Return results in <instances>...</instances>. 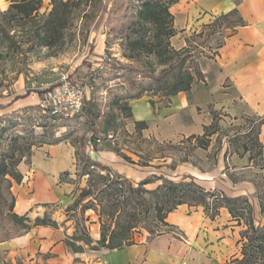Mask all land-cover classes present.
<instances>
[{"label": "rangeland", "instance_id": "1", "mask_svg": "<svg viewBox=\"0 0 264 264\" xmlns=\"http://www.w3.org/2000/svg\"><path fill=\"white\" fill-rule=\"evenodd\" d=\"M102 1L103 3L109 1V7L100 28L98 30L95 28V22L100 15L98 8H95L91 11L93 13L87 22L77 20L74 23L73 35L68 36V41L60 50L43 47L30 49L31 44L28 41L30 27H18L19 23L15 20H10V25L6 24V26L8 25L9 35L13 39L9 41L6 37L0 35V106L7 105L5 110L0 109V116L16 112L23 117V121L14 131L35 132L38 136L45 133L48 137H61L63 140L58 144H44L43 146L60 147L64 145L71 147L75 153L78 152L80 158L90 157L92 160H98L103 165L113 169V174H120L128 179V181L123 180L125 190H128L129 181L133 187H138L144 180L157 177H165L176 182L189 181V177H192L207 191H222L230 197L247 196L256 208V220L264 223L256 199L258 192H264V157L263 155L262 157L257 155L258 149L254 145V141L257 142V140L264 145V124L261 125L259 118L255 116L246 115L232 118L223 112L216 111L219 135L212 137L208 151H193V145L184 141V139L176 142H161L154 137L148 138L143 135L146 140H142L131 136L135 134L137 125L135 126V132H131L132 126H129V120L122 115L125 111L122 110L121 112L119 107L115 105L117 101H119L121 107L127 104L125 99H122L127 92V86L119 80L113 79L114 67L117 66L118 62H130L125 57L123 40L116 37V30L133 19L142 5V1ZM187 1L190 2V0H184L183 2ZM51 7V3L48 8L43 3L40 14H48ZM235 20L236 17H232L227 24L231 26V23ZM176 30L178 39L173 42L177 43L183 38V31L186 29L176 28ZM201 30L194 32L191 30L187 39L201 32ZM209 33L207 31L202 38H196L195 36L193 40L197 43L205 41V51L211 53L209 47L215 48L226 34L222 30L221 33L207 39ZM95 39L96 46L93 48ZM173 42L171 41L172 46ZM86 58L90 59L92 63L90 70L86 67L80 68ZM155 67L157 70L161 69L158 64H155ZM62 75H68L72 82L84 88V101L85 99H94L99 103L103 112L116 116V131L109 132V134H100L97 152L93 150V146L89 141L92 136L90 127L83 117L78 116L80 112L72 114L70 111H65L60 113L61 116L59 117H46L42 110L41 102L44 96L59 82ZM94 76L97 78L92 81ZM146 95L154 96L150 93ZM2 124V126L5 125V123ZM218 136L219 139H217ZM234 140V145L230 147V142ZM244 144L248 145L251 152H244ZM39 146L32 149V156L33 153L37 154V151L39 152ZM116 150L129 156L135 164L126 163L123 156L117 155ZM100 152L107 158L99 155ZM110 154H116L119 157V160H121L119 166L108 160ZM186 155H189L190 162L182 163L181 160ZM98 156L100 159H98ZM83 163L82 160H77L75 156L73 169L61 173L52 185L53 188L55 187L52 191V197L60 198V200L46 204L34 202L35 204L28 210L29 207H24V204L33 194L31 184L34 169L32 157L24 158L18 166L19 171L24 176L23 182L20 185L15 183L13 185V193L17 201L20 200V204L23 203L24 208L22 206L17 207L16 203L15 212L19 215H27L30 218V228H35L34 223L37 218H44L45 216L50 222H56L57 226L54 228H61L65 233H70V236H67V242L73 240V244L81 248V252L101 251L105 249V246L100 242L104 231L110 234L114 225L109 229L110 222H106L105 228L95 210L90 209L85 214H81L82 206L91 200L94 194L85 199L76 210L69 211L72 207L74 209L75 202L89 183V176H83ZM59 165L58 163L56 167ZM66 184H69L68 188L71 191L65 189V192L56 195L57 190L62 189ZM159 184H161L160 181L154 180L145 188L154 190ZM21 190L26 191L28 194L25 203L24 200H21L23 197ZM93 192H96V190ZM42 197L47 199L48 196L43 194ZM182 207L187 213H190L189 215L200 213L207 221L218 222V227L230 228L234 226L239 233L243 229L236 226V222L232 221L230 214H221L222 210L226 212L225 208H222L219 215L211 220L208 211L203 206L184 204ZM103 220L106 221L107 217H104ZM142 226L145 225L142 224ZM6 228L10 232V238L6 241L22 235L26 231L13 227L8 223ZM151 231L149 228L138 227L131 237L135 242L149 240L152 236ZM175 231L179 234L177 229ZM3 237V231L0 228V239Z\"/></svg>", "mask_w": 264, "mask_h": 264}, {"label": "trees", "instance_id": "2", "mask_svg": "<svg viewBox=\"0 0 264 264\" xmlns=\"http://www.w3.org/2000/svg\"><path fill=\"white\" fill-rule=\"evenodd\" d=\"M141 1L142 5L133 19L116 30V37L123 40L125 57L130 61L129 63L118 62L114 67L113 77L127 86V92L122 98L127 104L121 107L119 101L115 102L121 112L125 111L122 113L125 119L132 117V108L128 102L140 99L149 93L166 98L181 92L190 93L193 84L203 80L198 60L203 56L216 57L224 44L226 35L215 48L209 47L211 53L205 51V41L197 43L193 37L202 38L209 31L208 39L221 33L222 30L225 32L226 29H233L244 24L238 11L233 10L203 25L201 32L187 39V46L178 50L171 43V39L177 35V30L175 17L170 9L181 0ZM42 4L43 0H12L11 5L1 17L0 35L12 41L13 38L9 35L7 26L11 24L10 20H15L19 23L18 27H30L28 31L30 49L43 47L60 50L68 41V36L73 35L72 30L77 20L87 22L93 13L91 11L98 8L100 15L95 22V28L98 30L105 20L109 7V1L103 3L102 0H51V10L48 14L41 15ZM232 17H236V20L230 26L227 23ZM93 45L95 48L96 39ZM155 64H158L161 69L157 70ZM81 67L90 70L92 68L90 59H84ZM96 78V76L92 77V81ZM6 107L7 105H1L0 109L5 110ZM42 110L46 117L61 116V114H54L50 109L42 108ZM211 114L213 123L205 127L203 135H193L184 139L193 145V151L197 149L208 151L212 137L219 135L216 111L211 110ZM78 116L83 117L90 127L92 136L89 141L96 152L100 134L116 131V116L103 112L94 99H85ZM258 118L263 125V117ZM21 121L23 117L16 112L0 116V228L4 236L0 242L10 238V232L6 228L7 223L24 231L32 229L29 227L30 218L15 212L17 199L13 193V185L14 183L20 185L24 179L18 166L24 158L32 157L34 147L58 144L63 140L61 137H48L45 133L38 136L35 132L14 131ZM2 123L5 125L2 126ZM136 125V132L131 136L146 140L142 134L147 127L145 122H137ZM233 142L235 140L230 142V147L234 145ZM254 145L258 149L257 155L262 157L264 145L258 140L254 141ZM243 148L245 153L251 152L247 144H244ZM115 152L118 156H123L126 163L135 164L129 156L121 154L118 150ZM75 156L77 160L84 162L83 176H89V183L75 202L74 209L72 207L69 211L76 210L85 199L94 194V197L87 201L88 204L82 206L81 214H85L90 209L95 210L105 228L106 222H110L109 229L114 225L110 234L104 231L100 241L105 249L114 250L133 245L135 241L131 235L138 227L152 230L151 239L173 231L171 225L166 222L168 215L179 206L188 204L203 206L211 220L219 215L222 208H226L232 221L236 222V226L243 228L238 240L239 256L233 262L264 264V223L256 220L255 207L247 196L230 197L222 191H207L192 177H189V181L178 182L157 177L144 180L138 187H133L129 181L128 190H125L123 180L128 181V179L120 174H113V169L90 157L80 158L78 152ZM250 159L252 160L251 156ZM181 162L189 163V155H186ZM154 180L160 181L161 184L154 190L146 189L145 186L153 183ZM94 190L96 192H93ZM262 193L258 192L256 199L259 213L264 218V192ZM104 217H107L106 221L103 220ZM38 226L56 227L57 224L50 222L45 216L36 219L34 227ZM68 244L75 252H81V248L76 247L73 240H69Z\"/></svg>", "mask_w": 264, "mask_h": 264}, {"label": "crops", "instance_id": "3", "mask_svg": "<svg viewBox=\"0 0 264 264\" xmlns=\"http://www.w3.org/2000/svg\"><path fill=\"white\" fill-rule=\"evenodd\" d=\"M183 1L170 9L175 27L186 29L177 43L173 42L177 36L171 39L176 49L187 46L191 30H201L203 25L233 10L238 11L244 24L225 30L226 38L216 57L203 56L198 60L203 80L196 81L190 93L181 92L168 98L145 95L130 101L132 117L127 120L131 132H135L137 122H145L143 135L161 142L203 135L205 127L213 122L211 110L232 118L264 117V0ZM11 3L12 0H0V20ZM43 3L48 8L51 0ZM99 155L104 157L101 152ZM108 160L118 166L121 161L116 154H110ZM32 165L33 194L26 203L28 194L20 191L28 210L34 202L46 204L60 200L52 197L55 188L52 185L61 173L73 169L75 152L64 145H45L37 154L33 153ZM68 187L66 184L59 188L56 195L65 189L71 191ZM43 194L47 199H43ZM18 206L23 207L20 200ZM224 210L221 214H229ZM189 214L181 206L166 219L173 231L114 250L75 252L66 240L70 233L61 228L38 226L0 243V264H236L233 261L239 256L240 238L237 228L218 227V222L207 221L200 213Z\"/></svg>", "mask_w": 264, "mask_h": 264}, {"label": "built area", "instance_id": "4", "mask_svg": "<svg viewBox=\"0 0 264 264\" xmlns=\"http://www.w3.org/2000/svg\"><path fill=\"white\" fill-rule=\"evenodd\" d=\"M84 103V88L71 81L68 75H62L59 82L46 93L41 107L50 109L54 114L70 111L79 113Z\"/></svg>", "mask_w": 264, "mask_h": 264}]
</instances>
